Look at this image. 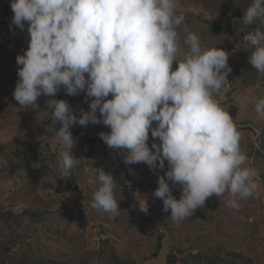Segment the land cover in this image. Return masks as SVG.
Masks as SVG:
<instances>
[{"label":"clouds","instance_id":"1","mask_svg":"<svg viewBox=\"0 0 264 264\" xmlns=\"http://www.w3.org/2000/svg\"><path fill=\"white\" fill-rule=\"evenodd\" d=\"M178 3L10 0L11 25L23 31L27 23L28 33L27 49L15 58L20 67L13 99L22 108H38L39 97H55L63 89L70 97L84 93L88 103V111L79 109L77 116L66 100L46 102V132L61 146L60 175L69 177L82 161L72 155L77 141L70 129L102 124L110 131L98 133L99 138L124 155L125 165L143 163L157 175L152 195L177 223L192 217L213 195L227 192V206L238 208V199L255 193L259 176L241 150L234 119L215 98L229 84V54L204 48L198 34L187 29ZM241 23L256 25L244 36L245 51L264 77V0H251ZM261 84L257 79L255 87ZM252 100L257 117L264 119V97ZM89 183L98 185L92 207L118 215L119 185L113 175L92 166ZM177 186L179 199L172 195ZM140 197L147 212V199Z\"/></svg>","mask_w":264,"mask_h":264},{"label":"trees","instance_id":"2","mask_svg":"<svg viewBox=\"0 0 264 264\" xmlns=\"http://www.w3.org/2000/svg\"><path fill=\"white\" fill-rule=\"evenodd\" d=\"M188 3L191 7L197 8V11L177 9L178 12L184 14L187 29L198 34L204 48L216 47L229 54L228 65L232 71L227 76L229 84L226 92H222V89L215 96L219 104L226 106L233 99L232 96L244 88H256L255 84L257 79L262 81L260 88H264V77H261L257 70L249 63V53L245 51L247 42L244 40V36L252 28L256 27V25L246 27L241 23L244 11L251 4V0H188ZM2 16L4 17L3 24L6 26V13L2 12ZM179 32L183 39V25L179 29ZM4 48L5 44L0 48V52H5ZM17 55H21V47L19 44L15 47L13 60H8L6 53L3 54L4 59L8 61L10 67V71L3 77L5 83L9 85L11 90L9 93H5L9 98H13V92L18 80V68L13 69ZM175 68L176 64L174 62L173 70ZM3 93L0 91V102ZM54 99L68 101L72 108L77 109L74 113L77 116H79V109L87 111L88 103L84 102V93L70 97L61 89ZM36 103L39 106L38 108L34 106L27 108L21 107L19 112L23 117L27 116L29 118H35L40 114L46 113V120L43 124L47 127L50 123L49 109L46 107V103L42 97H39ZM13 104L15 106L19 105L14 99ZM243 124L254 125L249 121H245ZM56 126L59 127L60 125L57 124ZM256 127L258 128V132L250 127L237 128L241 136V150L243 152L248 151L246 153L249 157L247 163L258 171L259 176L257 178L261 181L263 193L258 197L254 193V200H251V202L254 203L256 201L254 203L256 206L248 210L247 204L245 203H248L250 200L238 199V208L230 207V209H233L235 218L228 213L229 215H227L226 221L228 223L232 222V226L237 230L247 227L248 229H253L254 233L259 235L257 223H254V221L250 225L248 223L250 218L256 214L257 210L264 209V123L258 126L256 125ZM70 131L77 141L71 150L74 157L81 159L77 151L84 149L90 157H93V159L91 158L92 161H88L90 166L96 168H101L97 156L102 158L110 157L107 161L113 162L112 164L115 168L113 170L110 169L106 173L113 175L119 185V189L123 192L122 196L128 195L132 198L135 197L134 195H137V191L146 192V189L140 184L141 182L137 179V176L124 164V155L119 150L108 148L98 135H86L82 131V126H73ZM152 142L150 136L149 144L151 145ZM156 142L158 143V141ZM49 151L47 145L42 146V144L30 138L27 133L12 143L0 144V158L5 157V164L0 163V173L5 172L10 177H13L18 172H23L24 176H28L30 172L33 174L27 183L17 188H11L5 198V201L10 203L11 206H15L21 202L25 204V207L21 211L15 212L13 209L5 210L2 205L0 206V264H79L74 261L73 255L65 250L58 251L54 256H41L39 252L43 248L48 247L42 242H40L42 244L37 246L35 250L32 249L31 243L29 242L15 243L18 237L17 234L20 231L22 232L24 230L23 232L27 233L28 237H31L28 234L30 228L33 234L37 233V236H39L37 238H41V231L44 229V225L48 224V227L51 228L50 230L48 229L49 232L56 237H62L71 250L77 252V254L81 253L86 247L85 233L75 230L72 221L67 218L63 209L45 208L43 203L38 204L36 201L29 200L31 198L30 191L32 186H37L39 181H41V174L46 172L52 174V180L44 183L43 186L45 188L53 186L52 182L54 181L56 191L65 193L72 189L78 193L80 200L86 198L79 187L83 178V162L81 161L71 171L69 177H63L60 175L59 170L54 174L49 169L50 165L48 163L51 160ZM252 159L253 161H250ZM254 159H261L263 163L257 167ZM37 167L38 170H35ZM161 174L163 175V172ZM148 184L150 187L149 191L154 192L157 185H153L152 183ZM132 201L139 206L138 200L134 199ZM90 205H92V200H90ZM154 207L155 202L151 200L147 212H151ZM207 207L213 211L215 210L216 204L210 202L207 204ZM139 209L142 213H147L143 212L141 207ZM225 210L227 211L226 208ZM223 213L227 214V212ZM117 217L118 215L115 216V218ZM188 222L187 224H183L184 228L182 230L174 229L158 211L152 216H144L141 222L132 220L130 228L125 229L123 233L136 238H141L140 236L146 235L148 241H154L153 249L138 263L135 258H132L123 259L117 264H144L145 261L157 258L158 254L163 250V234L165 232L168 233L169 240L164 256V264H264V252L261 255H252L251 251L246 253L241 249L232 248L221 243L214 244L206 235L200 237L192 233V225L194 224L193 217ZM216 222L221 225L223 224L220 215ZM100 229L102 232H106L103 226H100ZM90 236L93 237L94 233ZM260 236H262V233H260ZM219 237L225 238L221 234H219ZM19 241L22 240L19 239ZM18 247L21 249V252L13 251V249ZM108 251H110L115 264L116 254L114 247L105 234H100L98 238V249L95 253L97 259L99 260Z\"/></svg>","mask_w":264,"mask_h":264},{"label":"rangeland","instance_id":"3","mask_svg":"<svg viewBox=\"0 0 264 264\" xmlns=\"http://www.w3.org/2000/svg\"><path fill=\"white\" fill-rule=\"evenodd\" d=\"M178 9H191L192 11H197V8L191 7L189 5L188 0H179ZM4 53V51L0 52V91L4 92L2 94L3 97L1 98L0 102V144L5 145L8 143H12L18 140L23 134L27 133L30 138H32L34 141L39 142L40 144H42V146H48L50 150L49 154L51 157L48 165H50L49 169H51L55 174L56 171L59 170L57 166V157L59 151L61 150V146L52 138H50L51 133L46 132V127L43 124V122L46 120V113L40 114L35 118H29L27 116L23 117L19 112L21 110V106H15V104H13V98H9V96L5 95V93H9L11 90L9 85L5 83V80L3 78L4 75L10 71L9 63L4 59ZM240 90L242 89L240 88ZM232 97L233 99L231 100V102L222 107H224L228 111L229 115L234 119L236 126L238 128L250 127L254 129V131L258 132V128L256 127V125L258 126L263 124L264 119H260L257 117V114L254 111V102L252 100V97H264V88H244L242 91H239ZM108 98L110 99L111 96H109ZM97 115H99V113H97ZM245 121H249L254 125L243 124V122ZM153 126H155V122ZM82 131L88 136H95L100 132L107 133L110 131V129L105 128V126H103L102 124H89L87 127H82ZM149 136L151 135L149 134ZM247 152L248 151H244V153ZM77 153L83 162V178L80 182L79 187L83 195L86 197L84 200H80L78 193L72 189L65 193L56 191L54 188V181L52 182L53 186L45 188L43 186L44 183L52 180V174H50L49 172L42 173V178L41 181H39V184L37 186H32V189L30 191L31 198H29V200L36 201L38 204L43 203V206L45 208L63 209V211L66 213L67 218L72 221L75 230L85 233L86 247L84 248V250L79 254L71 250V248L62 237H56L49 232L51 228L48 227V224L44 225V229L41 231V238H37L39 237L37 236V233L33 234L32 229L30 228L29 230L27 228L29 230L28 234H30L29 236L31 237H28L27 233L23 232L24 230L22 232L20 231L21 233L18 232V237L16 238L17 241H15V243L29 242L31 243V247L33 250H35L37 246L43 243L48 247L43 248L39 252V254L45 257H47L48 255L54 256L58 253V251L65 250L67 252H70L74 257V261L79 264H114L110 251L103 255L99 260L97 259L95 254L98 249L99 235L105 234L106 237L110 239L111 244L114 247V251L116 254L115 264L120 263L123 259L132 258H135L138 263L143 259V257L148 255V253L152 251L154 241H148L146 239V235L140 236L141 238H136L133 236L130 237V235L124 234L123 231L130 228L132 220L141 222L144 216H152L155 212L158 211V213H161L162 217H164V219L168 221L170 226L174 229L182 230L184 228L183 224L189 223L188 221L193 217L194 224L192 225V233L200 237H203L202 235H206L214 244L221 243L232 248L241 249L246 253L248 251H251L252 255H261L264 252V209L257 210L256 214H254V216H252L248 222L249 225L252 224L253 221L254 223H257L259 227V235L254 233L253 229H248L247 227H244V229L241 230H237L232 226V222L228 223L226 221L227 215L229 214L233 218H235L233 214L234 212L232 211L233 209H230V207L227 206V201L230 199V196L227 192L219 198L215 195L209 197L206 200L205 205L202 208H198L192 217L185 218L178 223L173 222L170 218H168L170 216V211L164 212L162 210V201L152 195L153 191H149L150 187L148 183L157 185V175H154L153 172L149 170L147 165L143 163L130 164L126 166L137 176V179H139V181L141 182L140 184L144 186L146 192L143 193L137 191V195H134L135 197L130 198V196L128 195L122 196L123 192L121 191V189H119V187L116 188L115 196L119 201L118 206L121 209L117 218L110 216L103 211L91 208L92 205H90V200H92V194L98 186L96 183H89V169L91 168V166L88 161H92L93 157H90L88 155V152L84 149L78 150ZM97 157L101 168L105 172L109 171L110 169L113 170L115 168V166H113L112 164L113 162L107 161L108 159H110V157ZM254 160L257 167H259V165L263 163L261 159ZM250 161H253V159ZM0 163L5 164V157L0 158ZM35 170H38V167ZM164 170H167V162H165ZM161 172L163 171H159L158 174L162 175ZM32 176L33 174L31 172L28 174V176H24L23 172H18L13 177L8 176L5 172H1L0 206L2 205L5 210L13 209L15 212L21 211L25 207V204L21 202L20 204L11 206L10 203L5 201V198L11 188H17L22 184L27 183ZM256 183L257 189L255 191V194L258 197L263 193L262 184L258 178L256 179ZM138 194L147 199L148 207L149 202H151V200H154L155 207L151 212H141L139 207L143 209V198H141ZM180 194L181 193L178 186L172 188V195L176 199L180 198ZM134 199L138 200L139 206L135 204L134 201H132ZM247 199L250 200L248 201V203H245L248 207L247 210L254 208L256 206V204H254L256 203V201L254 203L251 202V200H254V194ZM210 202H214L216 204L215 210L213 211L207 207V204ZM225 208L227 209V211L225 210ZM223 212H227V214ZM219 215L220 219H222L223 221L222 225L216 222L217 218H219ZM100 226H103V228H105V233L101 231ZM93 233L94 236L91 237L90 235ZM218 233L225 238L219 237ZM260 233H262L263 238L262 236H260ZM163 235V250L158 254L157 258L145 261L144 264H164V256L168 245L167 243L169 240V235L167 232H165V234ZM19 239H21L22 241H19ZM13 251L21 252V249L18 247L13 249Z\"/></svg>","mask_w":264,"mask_h":264},{"label":"built area","instance_id":"4","mask_svg":"<svg viewBox=\"0 0 264 264\" xmlns=\"http://www.w3.org/2000/svg\"><path fill=\"white\" fill-rule=\"evenodd\" d=\"M0 10L4 13H6V26L1 31V38L5 42V53L8 59L11 61L14 58V51L15 47L19 44L21 47V55L23 54V51L27 49L28 47V41H27V35H26V26L23 31L17 29L14 25H11V18L13 16V13L10 9V0H0ZM13 69H17L18 66L16 62L13 65ZM228 88V85L222 90V92H226ZM63 90V89H62ZM45 103L49 99H53L54 97H47V96H41Z\"/></svg>","mask_w":264,"mask_h":264},{"label":"crops","instance_id":"5","mask_svg":"<svg viewBox=\"0 0 264 264\" xmlns=\"http://www.w3.org/2000/svg\"><path fill=\"white\" fill-rule=\"evenodd\" d=\"M3 21H4V17L2 16V11L0 10V32L4 29V24H3ZM25 26H26V35H27V41H28V33H27V23H25ZM4 44V40L1 38V35H0V48L3 46Z\"/></svg>","mask_w":264,"mask_h":264}]
</instances>
